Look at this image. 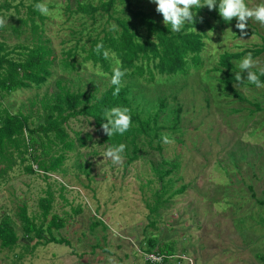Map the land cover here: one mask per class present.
<instances>
[{
	"label": "rangeland",
	"instance_id": "obj_1",
	"mask_svg": "<svg viewBox=\"0 0 264 264\" xmlns=\"http://www.w3.org/2000/svg\"><path fill=\"white\" fill-rule=\"evenodd\" d=\"M14 1L19 4L21 0ZM75 1L45 0L46 4H56L48 13L51 19L46 27L59 58L64 47L76 42L68 28H80L84 21L93 23L74 15L72 23L65 25V5H74ZM92 1L97 4L98 0ZM262 2L245 0L249 7ZM133 3L136 10L156 12L150 0ZM121 8L122 5L118 7ZM99 15L95 26L100 30ZM156 15L163 23V16ZM107 18L104 16L102 22ZM209 18L217 29L209 32L212 40L204 55L208 66L201 63L200 69L191 67L187 82L177 85V97H170L169 109L182 106V134L164 130L174 142H163L162 152L145 145L139 159L127 166L128 151L124 150L123 162L114 164L104 158L111 147L104 141L106 134L103 130L97 132L94 122L79 117L67 124L71 137L75 138L76 132H88L93 137L79 152L67 154L61 173H50L49 179L43 177V172L29 175L17 161L13 170L0 178V220L8 216L21 238L14 249L0 245V264H146L142 246L150 236L176 244L177 255L171 264H264V88L247 82L245 71L241 72L244 83L236 82L232 91L225 92L223 72H210L226 51L236 53L264 46V27L249 20L246 31L251 35L240 36L234 20L221 26ZM3 19L6 24L11 21ZM111 24L116 25L114 21ZM3 36L10 49L17 43L14 36ZM253 60L258 63L251 71L264 68V52ZM237 69L240 72L238 66ZM58 74L60 77L63 71ZM91 76L88 71L80 74L84 82H89ZM110 81L105 82L106 87L102 83L103 90ZM51 92H57L54 83L40 90H19L0 99V109L25 112L31 109V102ZM152 92L157 93L155 89ZM164 158L177 163L166 180L173 179L175 190L187 188L165 202L159 215H151L148 204L154 205V193L160 189L151 162L159 164ZM84 160L92 163L88 176L77 167ZM63 185L65 190L61 189ZM49 192L53 204L43 224V239L25 240L20 212L26 206L28 217L40 226L44 220L40 203L49 197ZM54 215L65 224L49 230ZM152 221H156V227ZM52 237L66 243L45 242Z\"/></svg>",
	"mask_w": 264,
	"mask_h": 264
},
{
	"label": "trees",
	"instance_id": "obj_2",
	"mask_svg": "<svg viewBox=\"0 0 264 264\" xmlns=\"http://www.w3.org/2000/svg\"><path fill=\"white\" fill-rule=\"evenodd\" d=\"M14 2H0V18L11 20L0 28V99L3 101L19 90H40L51 83H54L57 92L46 93L41 100L31 102V109L25 112H13L8 107L0 109V178L12 171L17 161L29 175L43 172V177L49 179L50 173H61L67 154L79 152L93 137L88 132H76V137L72 138L67 124L72 119L84 117L94 122L96 131L101 133L102 124L107 122L105 111L114 107L130 109L131 127L123 135L116 134L111 138L106 135L104 141L111 147L121 143L126 145L127 166L139 159V153L145 145L162 152L164 130L181 133L183 120L181 105L169 109L170 97H177L174 95L179 88L177 85L183 80L187 82L186 76L191 67L200 69L201 63L207 65L204 55L212 40L209 32L217 29L209 16L221 26L228 23L220 17L218 4L217 9L212 11L206 7H194L195 24L186 22L179 32H172L157 17V12L134 9L133 0H98L97 4L92 0H76L74 5H65V25L72 23L74 15L82 16L81 19H91L93 23L84 21L80 28H68L76 42L72 47H64L62 57L59 58L52 37L47 35L46 25L51 17L35 9L38 3L46 4L45 0H21L19 4ZM120 5L121 10L118 9ZM47 7L50 11L56 8V4L49 3ZM8 12L11 14L8 15ZM98 14L101 18L100 30L95 26ZM104 16L108 18L103 23ZM233 20L236 24L237 20ZM112 21L116 25L111 24ZM246 32L251 35V32ZM4 33L15 37L17 43L11 49ZM236 33L242 36L238 29ZM85 37L87 41L81 45ZM101 42L104 47L98 55L95 48ZM105 50L109 53L108 59L104 58ZM249 52L252 58H257L264 52V46L236 53L226 51L216 66L210 69L213 73L223 72L225 92L232 91L233 84L238 82L235 80V73L238 72L235 62L244 59ZM117 60L121 62V71L127 70V74L122 78L119 95L114 96V85L110 84L104 90L101 86L106 87L107 81L111 79ZM59 70L65 74L58 77ZM82 71L91 72L89 82H84L80 77ZM254 72L264 83V76H260L259 71ZM87 83L91 85L89 88ZM154 89L156 94L152 92ZM151 164L160 181V189L154 193L157 196L154 205L148 204V207L151 215H159L164 203L176 194L183 193L187 187L175 190L173 179L166 180L177 168V163L164 158L159 164L153 161ZM91 166L89 160L77 165L87 176L91 173ZM167 166L168 169L165 168ZM61 189L66 188L63 185ZM52 202L50 192L48 198L41 200L44 220L40 226L28 217L26 206L22 208L20 215L24 223L25 240H33L35 237L43 239V224L52 209ZM64 224L62 218L54 215L47 228H61ZM151 225L156 227V221H152ZM20 240L11 219L6 216L0 220L1 247L14 249ZM47 240L46 243H66L53 237ZM145 243L142 252L162 255L163 263L160 264H171L170 260L177 255L176 244L173 242H161L157 236H150ZM146 264L152 263L146 261Z\"/></svg>",
	"mask_w": 264,
	"mask_h": 264
},
{
	"label": "clouds",
	"instance_id": "obj_3",
	"mask_svg": "<svg viewBox=\"0 0 264 264\" xmlns=\"http://www.w3.org/2000/svg\"><path fill=\"white\" fill-rule=\"evenodd\" d=\"M150 2L156 5V12L163 16L164 25L172 32H179L186 22L195 24V15L192 11L194 7L198 9L206 7L212 11L217 9V4L218 13L225 22L231 23L234 18L237 20L235 28L240 31L242 36L247 35L246 28L249 20L259 23L264 27V2L254 7H249L245 3V0H150ZM35 9L41 14H48L49 12L47 4L38 3L35 5ZM5 24L6 21L0 18V28H3ZM227 32H232V30L228 29ZM103 47L102 42L96 45L95 51L98 55ZM103 55L105 59L109 58V53L106 50L103 52ZM257 63V61L253 60L252 54L249 52L244 59L238 62L237 66L240 72H236L235 80L241 84L244 83L241 72L246 71L247 82L256 85L257 88H264V83H261L256 72L251 71ZM97 72L99 74V67L97 68ZM126 74L127 70L121 71V62L117 60L110 81L115 86L114 96L119 95L122 78ZM259 74L260 76H264V68L259 69ZM105 120L107 122L102 124L104 134L109 138L116 134L123 135L131 127L130 109L127 107H114L106 110ZM162 139L166 144L174 142L169 140L166 134H162ZM125 148L126 145L123 143L118 146L108 147L104 153V158L111 159L114 164H120L123 162L122 153Z\"/></svg>",
	"mask_w": 264,
	"mask_h": 264
},
{
	"label": "built area",
	"instance_id": "obj_4",
	"mask_svg": "<svg viewBox=\"0 0 264 264\" xmlns=\"http://www.w3.org/2000/svg\"><path fill=\"white\" fill-rule=\"evenodd\" d=\"M146 257V261L152 263V264H156V263H163V256L159 255V254H155V253H151V254H144Z\"/></svg>",
	"mask_w": 264,
	"mask_h": 264
}]
</instances>
